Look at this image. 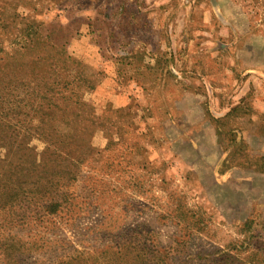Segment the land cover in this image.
<instances>
[{"label":"rangeland","instance_id":"obj_1","mask_svg":"<svg viewBox=\"0 0 264 264\" xmlns=\"http://www.w3.org/2000/svg\"><path fill=\"white\" fill-rule=\"evenodd\" d=\"M5 54L3 171L53 131L85 158L0 215L23 264L131 238L152 264H264V0H0Z\"/></svg>","mask_w":264,"mask_h":264},{"label":"trees","instance_id":"obj_2","mask_svg":"<svg viewBox=\"0 0 264 264\" xmlns=\"http://www.w3.org/2000/svg\"><path fill=\"white\" fill-rule=\"evenodd\" d=\"M6 55L7 54L1 55L0 60H2ZM64 60L68 64L73 63V61L68 56H65ZM73 103L78 104L77 102ZM3 121V118L0 117V147L4 148L6 147V142L4 140L5 127ZM25 134L26 133L20 134V132H16L15 140L19 135L25 136ZM50 136L54 139V143H48V145L45 146L42 153L39 155L40 159L44 160L43 162L36 164L35 160L37 159V156L33 152V150L21 145L14 148L15 152L21 153V155L22 152H26V154H24V156L26 157L22 162L15 164L14 169L11 168L10 165H8V170L3 171V164H1L2 160L0 161V215L7 210L5 209V207L8 204L13 206L15 203V205L19 206L21 205V203H36L34 201L39 200L38 198H30L29 193L31 190L26 193H21V188L19 187H22V185L28 184V182H33L31 184L35 186L36 191L38 193L41 191L40 193L44 194L47 188L43 187V185H53L54 181H60L62 179L60 178L61 176H59L60 174L66 173V169L62 168V165H66L67 167H69V169H71L72 166H78L85 160L80 152L77 153V158H74L70 156L69 152L65 150V148H60V146H58L59 144H64V142H66V137L56 135L54 131ZM28 137H30V135H28ZM52 158L54 160H52ZM77 173V170L74 171L71 174V179L74 180L78 176ZM5 175H9V177L17 176V186L8 185V181L4 177ZM32 177H36L35 179L37 180L30 181L29 178ZM41 182H44L45 184L40 186ZM58 198L51 199V201L49 202V208H45L48 210V214L56 213L60 207L72 206V204L67 200H64L63 198L58 200ZM58 217L60 219H63V216L58 215ZM8 236L9 235L5 236L3 233H1L0 230V264H23L21 259V251H26L24 250V248H22L25 247L23 242H21L20 240H15V237L8 238ZM142 245L145 244L141 243V240L138 243H134V240L132 238L125 240L118 246H115L111 243L105 246L102 250L96 252V254L99 255L100 260L94 257L91 260V264H95L96 262H99L101 264H152L146 260V257L148 255L145 253V249L144 247H142ZM158 248L160 249V247ZM233 250L234 249H232V251ZM170 259L171 258L166 259L165 256H162L157 263L170 264ZM228 260H230V262ZM203 262L204 264H242L236 262V260H234L233 258H225L224 254L222 253L213 256V258L210 256L205 257ZM89 263V260H85V258L80 255L76 258H71L61 264Z\"/></svg>","mask_w":264,"mask_h":264}]
</instances>
